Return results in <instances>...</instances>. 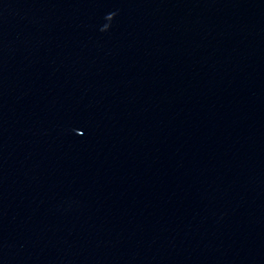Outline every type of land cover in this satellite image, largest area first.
I'll list each match as a JSON object with an SVG mask.
<instances>
[{
  "label": "water",
  "instance_id": "water-1",
  "mask_svg": "<svg viewBox=\"0 0 264 264\" xmlns=\"http://www.w3.org/2000/svg\"><path fill=\"white\" fill-rule=\"evenodd\" d=\"M0 264H264V0H0Z\"/></svg>",
  "mask_w": 264,
  "mask_h": 264
}]
</instances>
